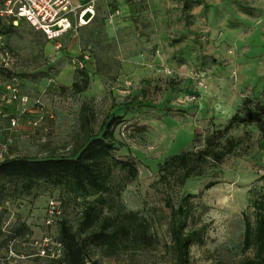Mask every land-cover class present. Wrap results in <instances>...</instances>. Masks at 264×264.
<instances>
[{"label":"rangeland","instance_id":"rangeland-1","mask_svg":"<svg viewBox=\"0 0 264 264\" xmlns=\"http://www.w3.org/2000/svg\"><path fill=\"white\" fill-rule=\"evenodd\" d=\"M204 1L206 7L202 0H94L87 23L58 40L23 20L0 32L2 49L17 57L18 92L28 97L25 105L5 103L11 77L0 73L3 158L70 155L110 116L122 117L112 155L133 160L137 178L116 195L124 172L115 170L99 222L82 235L99 229L103 217L133 211L146 219L151 238L143 243L130 234L111 249L90 244L89 264H173L166 203L176 207L187 193L195 195L188 229L203 233V243L190 248L191 264H240L254 255L244 248V232L245 219L255 221L252 201L264 194V137L255 125L232 130L228 136L241 139L235 154L183 186L162 181L157 170L165 157L202 147L252 89L264 101V0ZM238 1L255 11L244 12ZM84 71L87 87L75 92ZM209 182L215 184L204 189ZM94 198L41 182L30 195L1 203L0 264H53L39 254L43 239H56L60 220L77 230ZM49 201L57 203L53 214Z\"/></svg>","mask_w":264,"mask_h":264},{"label":"trees","instance_id":"trees-1","mask_svg":"<svg viewBox=\"0 0 264 264\" xmlns=\"http://www.w3.org/2000/svg\"><path fill=\"white\" fill-rule=\"evenodd\" d=\"M202 1L206 7L207 4ZM238 5L246 13L255 11L254 7L242 2L238 1ZM187 6L186 1L183 12ZM6 27L7 25L0 26V32H6ZM0 73L9 77L11 74L3 69H0ZM84 74L82 84L73 83L72 89L75 92H81L87 87L85 71ZM121 121V116H110L103 122L100 133L89 135L84 144L73 150L70 155L43 158L6 156L0 160V204L8 199L30 195L41 182L84 196L95 195V198L85 205L77 230H72L66 220L59 221L55 240L62 244L63 251L60 257L52 258L53 264H89L86 257L90 244L111 249L117 247L118 243L130 234L143 243H148L147 240L151 238L146 219L133 211H117L114 216L103 217L99 229L82 235L85 229L99 222L102 208L108 201L103 194L113 189L115 170L124 172L123 182L117 187L116 195L120 194L122 185L137 178L138 170L133 160H122L112 155L117 148L114 131ZM247 125H255L261 137H264V101L255 96L254 89L244 97L242 107L224 126L214 127L207 133L202 147L181 150L159 162V178L162 181L173 179L183 186L188 179L203 176L208 168L218 167L227 156L235 154L241 142V139L230 138L228 134ZM195 139L194 135V142ZM214 184L215 182H209L204 189ZM193 197L195 195L191 193L183 194L176 207H172L169 201L166 203L170 208L168 228L174 254L173 264H191V246L203 243L201 229H188L193 212ZM252 205L255 221L252 224L248 218L245 219L244 248L252 247L254 255L240 264H264V194L254 199ZM91 264H97V261H92Z\"/></svg>","mask_w":264,"mask_h":264},{"label":"built area","instance_id":"built-area-1","mask_svg":"<svg viewBox=\"0 0 264 264\" xmlns=\"http://www.w3.org/2000/svg\"><path fill=\"white\" fill-rule=\"evenodd\" d=\"M87 11L93 13L89 7L74 6L72 0H0V26H15L23 20L43 33L48 40L55 41L64 34L70 31L75 32L80 26L85 25ZM2 48L3 45L0 42V69L11 73L9 83L4 85L7 90L5 103L18 102L25 105L28 97L19 94L18 77L12 67L17 57L15 53ZM17 121L16 117L10 118L12 126H15ZM2 159L0 154V160ZM56 204V201H49V214L57 210ZM53 219L49 217L47 224L51 225ZM62 251V244L51 237H45L39 246V254L43 257L58 258L62 255Z\"/></svg>","mask_w":264,"mask_h":264},{"label":"crops","instance_id":"crops-1","mask_svg":"<svg viewBox=\"0 0 264 264\" xmlns=\"http://www.w3.org/2000/svg\"><path fill=\"white\" fill-rule=\"evenodd\" d=\"M91 1H94V0H72V4L74 6L89 7V9L92 10L90 7V4H89ZM80 27H82V26H80Z\"/></svg>","mask_w":264,"mask_h":264}]
</instances>
